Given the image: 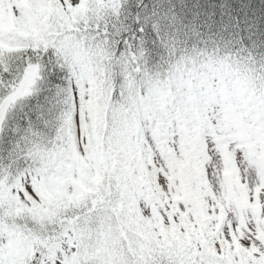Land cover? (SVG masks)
I'll use <instances>...</instances> for the list:
<instances>
[{
	"label": "snow or ice",
	"instance_id": "6c2138e0",
	"mask_svg": "<svg viewBox=\"0 0 264 264\" xmlns=\"http://www.w3.org/2000/svg\"><path fill=\"white\" fill-rule=\"evenodd\" d=\"M254 7L0 0V264H264Z\"/></svg>",
	"mask_w": 264,
	"mask_h": 264
},
{
	"label": "trees",
	"instance_id": "16d2710c",
	"mask_svg": "<svg viewBox=\"0 0 264 264\" xmlns=\"http://www.w3.org/2000/svg\"><path fill=\"white\" fill-rule=\"evenodd\" d=\"M175 2V0H173ZM238 3L241 4H254V8L248 9V15L253 17V19H257L259 23L264 25V10H262L259 5L264 4V0H238ZM243 9L241 10V13H243Z\"/></svg>",
	"mask_w": 264,
	"mask_h": 264
}]
</instances>
